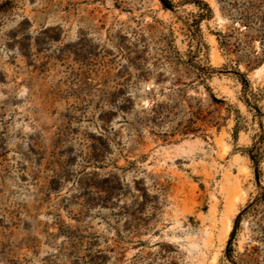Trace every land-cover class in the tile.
Segmentation results:
<instances>
[{
    "label": "rangeland",
    "instance_id": "obj_1",
    "mask_svg": "<svg viewBox=\"0 0 264 264\" xmlns=\"http://www.w3.org/2000/svg\"><path fill=\"white\" fill-rule=\"evenodd\" d=\"M169 1L0 0V264H264V0Z\"/></svg>",
    "mask_w": 264,
    "mask_h": 264
},
{
    "label": "trees",
    "instance_id": "obj_2",
    "mask_svg": "<svg viewBox=\"0 0 264 264\" xmlns=\"http://www.w3.org/2000/svg\"><path fill=\"white\" fill-rule=\"evenodd\" d=\"M159 2L164 6V8L166 9H171L172 7V4L169 0H159ZM200 6L198 7H205V13L204 14H201L200 17H209L208 15H210V10L209 8L202 4L201 2H199ZM5 13V8L4 7H1L0 6V15H3ZM211 73V72H214L213 69H207V73ZM234 76L238 79L240 85H241V92H242V103L244 104V106L246 108H248L249 110H253L254 112L256 113H259V109L257 108V103L258 101H260L261 99H263L264 95H259L258 93H255L253 92L251 89H250V86H249V83L248 81L245 79V76L243 74H240L239 72H234ZM246 153H247V157L249 159V161L252 163V165L254 166V169H255V175H257L258 171H257V167H258V163H259V158H258V146L256 143H254L252 145V147L248 150H246ZM239 219H240V216H238L237 220H236V223H235V226H234V229L233 231L231 232L230 234V239H229V242H228V246H227V249H226V259H228V261L231 262V254H232V251H231V240L233 238V235H234V232H235V229L237 227V224L239 222Z\"/></svg>",
    "mask_w": 264,
    "mask_h": 264
}]
</instances>
